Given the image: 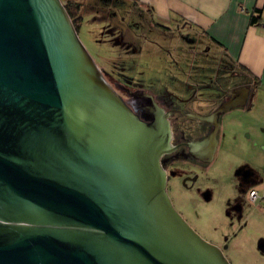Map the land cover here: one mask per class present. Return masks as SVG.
Masks as SVG:
<instances>
[{
  "label": "water",
  "instance_id": "water-1",
  "mask_svg": "<svg viewBox=\"0 0 264 264\" xmlns=\"http://www.w3.org/2000/svg\"><path fill=\"white\" fill-rule=\"evenodd\" d=\"M250 97L212 115L204 163ZM143 99L115 91L61 0H0V264H231L175 209L170 124Z\"/></svg>",
  "mask_w": 264,
  "mask_h": 264
},
{
  "label": "rangeland",
  "instance_id": "rangeland-1",
  "mask_svg": "<svg viewBox=\"0 0 264 264\" xmlns=\"http://www.w3.org/2000/svg\"><path fill=\"white\" fill-rule=\"evenodd\" d=\"M83 14L79 38L109 82L121 81L124 73L129 76L133 59L148 58L164 72L159 82L170 87L178 80L188 81L202 68L210 77L226 65L216 49L207 54V38L194 30L182 28L168 36L153 31L140 37L142 31H131L125 20L120 31L136 39L133 44L139 53L135 54L133 49L113 45L89 9ZM134 20L140 21L138 15ZM135 75H131L134 81H144L142 74ZM259 106L246 112L236 108L221 116L212 162L167 171V191L175 209L203 239L220 247L231 264H264V125ZM253 190L260 195L257 202L250 199Z\"/></svg>",
  "mask_w": 264,
  "mask_h": 264
},
{
  "label": "crops",
  "instance_id": "crops-1",
  "mask_svg": "<svg viewBox=\"0 0 264 264\" xmlns=\"http://www.w3.org/2000/svg\"><path fill=\"white\" fill-rule=\"evenodd\" d=\"M63 4L75 2L82 5L84 11L89 9L93 20L103 27L104 36L108 35L114 43L124 49H133L135 38L120 31L121 24L128 22L131 31L142 33L143 37L153 31H161L167 36L184 28L196 31L199 36L207 38L206 51L216 49L226 64L224 69L237 70L248 83L250 101L244 112L251 110L255 104L261 107L264 125V0H61ZM114 10V11H113ZM257 11L261 13L258 25H253L252 17ZM121 12L125 14L122 16ZM138 15L140 21H136ZM122 16V19H121ZM130 31V30H129ZM148 50L149 54L152 55ZM165 51V50H164ZM131 75L144 77L145 84H158L164 75L161 69L147 58L131 60ZM227 65L229 68H227ZM147 68L149 73L140 68ZM146 71V70H145ZM133 73V74H132ZM146 73V74H145ZM140 74V75H139ZM259 106V107H260ZM223 126L225 123L223 122ZM255 191V190H253Z\"/></svg>",
  "mask_w": 264,
  "mask_h": 264
},
{
  "label": "flooded vegetation",
  "instance_id": "flooded-vegetation-1",
  "mask_svg": "<svg viewBox=\"0 0 264 264\" xmlns=\"http://www.w3.org/2000/svg\"><path fill=\"white\" fill-rule=\"evenodd\" d=\"M204 70L190 74L186 82H173L171 87L134 81L131 72H128L129 76L122 74L121 81L109 82L126 101L139 104L148 95L163 110L171 128L169 153L161 158L166 172L171 168L188 169L197 164H207L200 159L196 149L214 130L212 115L230 99L231 91L248 87L246 79L237 70L221 66L210 77ZM209 117L211 122L204 120Z\"/></svg>",
  "mask_w": 264,
  "mask_h": 264
},
{
  "label": "trees",
  "instance_id": "trees-1",
  "mask_svg": "<svg viewBox=\"0 0 264 264\" xmlns=\"http://www.w3.org/2000/svg\"><path fill=\"white\" fill-rule=\"evenodd\" d=\"M64 6L68 15L71 18V21L73 22L76 31L79 32L83 24L82 5L75 2H69ZM260 20H261V13L260 11H257L256 14L252 17L251 23L253 25H258Z\"/></svg>",
  "mask_w": 264,
  "mask_h": 264
},
{
  "label": "built area",
  "instance_id": "built-area-1",
  "mask_svg": "<svg viewBox=\"0 0 264 264\" xmlns=\"http://www.w3.org/2000/svg\"><path fill=\"white\" fill-rule=\"evenodd\" d=\"M250 199L253 202H257L260 199L259 193L257 191H251V193H250Z\"/></svg>",
  "mask_w": 264,
  "mask_h": 264
}]
</instances>
